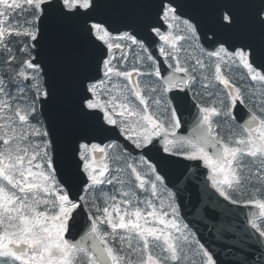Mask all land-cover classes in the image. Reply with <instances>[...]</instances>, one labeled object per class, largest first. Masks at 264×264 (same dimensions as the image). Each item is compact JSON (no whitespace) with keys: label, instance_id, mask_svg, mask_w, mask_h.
I'll return each mask as SVG.
<instances>
[{"label":"snow or ice","instance_id":"obj_1","mask_svg":"<svg viewBox=\"0 0 264 264\" xmlns=\"http://www.w3.org/2000/svg\"><path fill=\"white\" fill-rule=\"evenodd\" d=\"M221 252L264 264V0H0V264Z\"/></svg>","mask_w":264,"mask_h":264},{"label":"water","instance_id":"obj_2","mask_svg":"<svg viewBox=\"0 0 264 264\" xmlns=\"http://www.w3.org/2000/svg\"><path fill=\"white\" fill-rule=\"evenodd\" d=\"M242 211H245L246 212L245 209H242ZM208 235L209 234H205V242H208ZM220 259L222 260L223 264H229V262L232 259V257H231V254L230 253L227 254V255H225L224 252H221Z\"/></svg>","mask_w":264,"mask_h":264}]
</instances>
